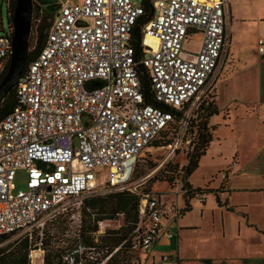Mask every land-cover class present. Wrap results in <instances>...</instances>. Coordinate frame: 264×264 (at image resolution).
Returning a JSON list of instances; mask_svg holds the SVG:
<instances>
[{"label": "built area", "instance_id": "obj_1", "mask_svg": "<svg viewBox=\"0 0 264 264\" xmlns=\"http://www.w3.org/2000/svg\"><path fill=\"white\" fill-rule=\"evenodd\" d=\"M151 5L136 57L132 35L144 13L141 0L58 2L42 45L15 83L16 103L0 118V235L69 210L79 227L84 196L123 190L140 194L133 249L148 251L162 234L176 233L181 207L136 190L135 159L162 133L171 139L153 146L165 149L161 164L189 144L190 116L209 101L226 61L229 13L227 0ZM10 32L0 31V64L10 57ZM196 33L198 48L185 50ZM146 35L157 38L155 49ZM257 50L264 51L263 37ZM141 67L156 104L145 101ZM18 169L26 172L25 189L15 186ZM197 195L203 201L206 192ZM156 261L178 264L170 252Z\"/></svg>", "mask_w": 264, "mask_h": 264}, {"label": "crops", "instance_id": "obj_2", "mask_svg": "<svg viewBox=\"0 0 264 264\" xmlns=\"http://www.w3.org/2000/svg\"><path fill=\"white\" fill-rule=\"evenodd\" d=\"M232 1L230 5L227 0V7L229 23L233 18L235 25L234 50L229 51L232 43L229 31L226 61L220 69L215 86L218 113L209 117L211 125V117L221 114L220 121L214 122L215 129L220 125L228 127L229 137L225 132L220 135L218 132L212 134L214 136L200 157L197 167L201 166L203 156L215 148L216 157L223 161L220 166L223 167L219 170L220 177L223 172L226 175L220 182L213 183L211 173L208 175L211 178L210 183L203 186H195L189 180L194 171L188 177L192 187L221 188L218 195L224 202L222 205L217 203L214 195L215 207L207 212L206 200L209 192H206L203 201H198L200 218L209 219L212 231L215 223L219 227V232H211L213 242L216 238L219 239L217 242L220 241V244H214L213 247L219 254L209 256L195 253L188 256L190 239L183 234L181 250L185 257H180L178 251L173 253L178 264H253L256 259H259L256 262L264 261V92H261L260 87L261 74H264V51L257 50L260 36L255 34L264 32V0ZM243 26L246 28L243 29ZM252 49L254 52H251ZM241 52H247L243 60L238 58ZM233 109L236 115L233 114ZM227 138L232 140L229 150L223 148ZM195 201L197 202L196 199H191L189 210H182L177 218V225L178 220L184 219L192 210ZM179 226L181 233L198 228L193 223H181ZM221 239L225 244H221ZM159 240L160 238L155 243ZM198 259L201 261H197Z\"/></svg>", "mask_w": 264, "mask_h": 264}, {"label": "trees", "instance_id": "obj_3", "mask_svg": "<svg viewBox=\"0 0 264 264\" xmlns=\"http://www.w3.org/2000/svg\"><path fill=\"white\" fill-rule=\"evenodd\" d=\"M141 3L144 7V13L135 24L132 35L136 57L141 54L140 26L152 15L151 0H141ZM6 5L7 25L4 26L0 19V31L5 27L12 28L11 17L15 0H10ZM41 37H45V35ZM41 37L38 32V42L34 49H28L26 63L36 55L42 45L43 41H41ZM9 59L10 57L3 62L4 72L2 76L7 69ZM140 70L144 75L142 77V84L145 101L156 104L152 99L144 68L141 67ZM15 87L16 84L0 102V118L7 114L16 103ZM201 105L203 106H201V110L198 112L199 120L196 123L195 137L189 141V144L193 143L192 150L187 153V162L182 166L181 188L184 190L183 195L185 199L182 210L190 209L189 199L199 192H212L218 204L222 205L224 203L220 200L216 189L192 187L188 181L189 175L198 167L199 159L205 153V149L213 137L212 131L214 125H209L208 119L211 115L218 113L212 101H208L206 104L202 103ZM170 139L167 133H162L152 143H156L154 146L164 145ZM139 198L140 194L129 190L84 196L80 204L81 224L79 227H74L72 238L63 237L70 222V210L46 220L41 227L33 226L30 231L16 238H11V234L0 235V264H33L30 252L34 249L42 250L44 264H69L63 260V256L71 258L70 264H128L130 257L134 256L132 251L135 249L131 247L132 236L129 234L135 228L137 222ZM229 208L232 209V207ZM119 213H122L124 216L125 221L122 225L116 228H107L102 233L98 232V223L100 221L115 218ZM62 240L66 241L65 246H60ZM78 245L83 247L80 254L78 252ZM74 249L76 250L73 251ZM91 250L95 252L102 251V254L100 256H85ZM123 251H125V254L127 253L128 258H123L120 255ZM67 254L69 255L67 256ZM107 255L108 258L105 259Z\"/></svg>", "mask_w": 264, "mask_h": 264}, {"label": "rangeland", "instance_id": "obj_4", "mask_svg": "<svg viewBox=\"0 0 264 264\" xmlns=\"http://www.w3.org/2000/svg\"><path fill=\"white\" fill-rule=\"evenodd\" d=\"M6 1L10 0H0V19L2 21V24L4 26L7 25V5ZM32 3L35 5V14L31 18V29H30V37L28 40V49L32 50L34 49L36 43L38 42V24L39 20L42 17V12L40 11V8L43 10V3H52L53 5H56L57 0H31ZM230 1V5H232V0ZM8 4V3H7ZM234 13L232 12V15ZM52 21V20H51ZM246 27L243 26V29ZM229 31L231 33V41L229 45V51H233V39L235 37V25L233 18L231 19L229 23ZM257 36L264 38V32H258L255 33ZM256 36V37H257ZM41 41L44 40V37L40 38ZM200 41V35H194L190 38H188L184 43L183 47L185 50H196L198 47ZM256 50V47H255ZM251 52H254L252 49ZM249 53V52H248ZM247 55V52H241L238 55V58L240 60L244 59V56ZM223 71V70H222ZM4 72V63L2 62L0 64V80L2 78V73ZM261 92H264V74H261V82H260ZM229 96V94H228ZM209 101L214 102L215 106L217 107V100H216V91L214 89V92L211 96L208 97ZM221 103H224V100L220 101ZM204 103V102H202ZM206 104V103H204ZM201 105L198 106L197 109H194L191 116H190V122L188 124V128L186 130L185 136L186 138H190V140L195 137V130H196V123L199 120L198 112L201 110ZM205 106V105H204ZM238 110V109H237ZM233 114H235V109L232 110ZM236 115V114H235ZM221 114H217L216 116H212L210 119L211 125H215L214 122L220 121L219 118H221ZM234 118V116H233ZM218 119V120H217ZM209 124V119H208ZM217 130L215 129V126L213 128L212 134L215 132L220 135V133H226L228 135V127H225L224 125L216 126ZM214 136V135H213ZM232 140L230 138H227L223 144V148L226 150L231 147ZM156 143L153 142L151 145H149L147 148L142 150L140 154L135 159V167L134 171L132 173L131 181L132 183H135V188L138 191H144V192H150L152 194H162L163 198L166 199V201H174L177 202L181 208L185 204V199L183 192L184 190L181 188L182 186V175L183 170L182 166L186 164L187 162V153L191 152L193 143L187 144L185 141L183 142L182 146L175 151V153L172 155L168 163L161 164V160L164 156L165 149H154V145ZM229 150V149H228ZM222 158V157H221ZM223 161L222 159L216 157V150L215 148L212 149V151L208 152L205 156L202 158V163L199 168L194 170L192 173V176L190 177V181L195 186H203L205 184H209V180L211 179L209 174L213 175V183H218L222 180V177H220V167L222 165ZM223 171V170H221ZM225 175L226 173L223 172ZM148 176V177H146ZM146 178V179H145ZM15 186L17 189H25L26 188V172L24 169H18L15 173L14 177ZM220 187L216 188V193L219 194ZM198 195L195 194L194 197L190 198L188 203H190L191 199H197ZM79 199L74 200L78 201ZM206 210L208 212L209 209H213L215 207V199L214 194L212 192L208 193L207 200H206ZM199 202H193V208L192 210L186 214L184 219L178 220L177 222L173 223L174 229L177 230V233H175L172 237L168 238L165 235H161L160 240L153 244L152 247L148 251H143L141 249H135L132 252L134 253V256L130 257V261H128V264H157V256L162 252H170V253H179L180 257L185 254H183L181 248H182V237L183 234L186 236V238H189V248H187V255H193L195 253L201 254V255H209V256H215L218 255L219 252L216 250H213L214 244H220V241L217 242L219 239L216 238V241L213 242L211 239V232L217 233L219 232V227L215 223V226H210V221L208 218H200V207ZM76 206V203L73 205ZM182 212V209L180 210V213ZM208 216V214H207ZM49 217H45L42 220L41 224H38L37 226L41 227L43 223L46 220H49ZM124 216L122 213L117 214L115 218L112 219H105L98 223L99 233H102L107 228H116L119 227L124 223ZM186 224V223H193L194 225H197L198 228L196 229H190L189 231H184V233H181L179 230V224ZM136 226V225H135ZM76 227V219L75 217H71V221L68 223V229H66L65 233L63 234V237H73V229ZM33 228L31 226L30 228L24 229L22 231H19L17 233H14L11 235V238H16L28 231H30ZM132 234H136L135 228L131 232ZM129 234L132 236L131 240L134 238V234ZM221 244H225V241L221 239ZM66 241L62 240L60 242V246H65ZM80 248H78L79 254L82 252L83 247L79 245ZM38 253V256L33 257L32 251L30 252V258L31 262L33 264H44L43 258H42V251L41 249H34ZM102 254V251L95 252L94 250L88 251L85 256L89 257L91 255L100 256ZM69 254H67L68 256ZM120 255L123 258H128L127 253L125 254V251L120 253ZM40 256V257H39ZM137 256V257H136ZM182 256V257H183ZM185 257V256H184ZM40 258V259H39ZM219 259V258H218ZM63 260L67 261L70 264V257L68 258L66 256H63ZM184 261V260H183ZM201 261V260H197ZM256 261H259V259H256ZM254 262L253 264H264V261L260 260V262ZM202 263V262H201ZM101 264V263H100ZM204 264V263H202ZM222 264V263H220ZM223 264H226L223 262ZM233 264V263H231ZM238 264V263H237ZM240 264H245L244 262Z\"/></svg>", "mask_w": 264, "mask_h": 264}, {"label": "water", "instance_id": "obj_5", "mask_svg": "<svg viewBox=\"0 0 264 264\" xmlns=\"http://www.w3.org/2000/svg\"><path fill=\"white\" fill-rule=\"evenodd\" d=\"M31 0H15L11 17L12 36L11 53L7 69L0 80V102L17 82L27 60L28 39L31 29ZM51 23V17L46 16L37 30L40 37L44 36Z\"/></svg>", "mask_w": 264, "mask_h": 264}, {"label": "flooded vegetation", "instance_id": "obj_6", "mask_svg": "<svg viewBox=\"0 0 264 264\" xmlns=\"http://www.w3.org/2000/svg\"><path fill=\"white\" fill-rule=\"evenodd\" d=\"M40 1H42V0H40ZM59 1L60 0H57L56 5H53L52 3H43V1H42L41 5L43 6V10L40 8V11L42 12V17L39 20V24H42L44 22V19L46 16H50L51 20H52L54 14L56 13L57 4ZM34 14H35V5H34V3H32V10H31L32 17L34 16Z\"/></svg>", "mask_w": 264, "mask_h": 264}, {"label": "bare ground", "instance_id": "obj_7", "mask_svg": "<svg viewBox=\"0 0 264 264\" xmlns=\"http://www.w3.org/2000/svg\"><path fill=\"white\" fill-rule=\"evenodd\" d=\"M144 40H145V43L149 44L153 49L156 48V46H157V38L155 36L146 35L145 38H144ZM32 256L33 257H35V256L37 257L38 256V253L36 252V250H33L32 251Z\"/></svg>", "mask_w": 264, "mask_h": 264}]
</instances>
